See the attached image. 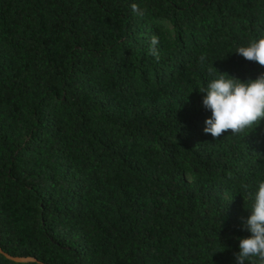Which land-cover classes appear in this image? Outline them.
I'll list each match as a JSON object with an SVG mask.
<instances>
[{
	"label": "trees",
	"instance_id": "obj_1",
	"mask_svg": "<svg viewBox=\"0 0 264 264\" xmlns=\"http://www.w3.org/2000/svg\"><path fill=\"white\" fill-rule=\"evenodd\" d=\"M261 36L264 0H0V246L36 258L0 264H237L264 120L213 138L199 89Z\"/></svg>",
	"mask_w": 264,
	"mask_h": 264
},
{
	"label": "clouds",
	"instance_id": "obj_2",
	"mask_svg": "<svg viewBox=\"0 0 264 264\" xmlns=\"http://www.w3.org/2000/svg\"><path fill=\"white\" fill-rule=\"evenodd\" d=\"M136 11V7L133 6ZM159 40L151 39L149 53L159 60L156 46ZM249 61L264 66V36L252 40L247 46H241L236 51ZM203 66L205 57L199 58ZM209 74L213 69L208 68ZM229 76V75H228ZM219 78L210 81L206 88L199 89L203 96V107L211 111V116L205 120L204 132L213 138L221 137L225 132L243 133L246 129L254 130L264 120V73L256 79L242 81L239 78ZM247 188V185L244 186ZM253 198L250 216L242 227L250 232L249 236L239 239V252L235 253L237 264H245L251 258L258 257L264 264V180L258 182Z\"/></svg>",
	"mask_w": 264,
	"mask_h": 264
},
{
	"label": "water",
	"instance_id": "obj_3",
	"mask_svg": "<svg viewBox=\"0 0 264 264\" xmlns=\"http://www.w3.org/2000/svg\"><path fill=\"white\" fill-rule=\"evenodd\" d=\"M0 252H2L3 254H5L8 258H11L15 261H19V262H29V261H35L36 258L32 257V256H13L10 255L9 253L5 252L2 247L0 246Z\"/></svg>",
	"mask_w": 264,
	"mask_h": 264
}]
</instances>
